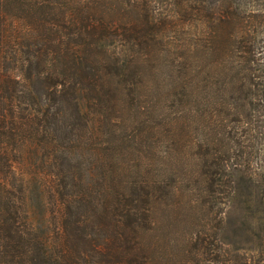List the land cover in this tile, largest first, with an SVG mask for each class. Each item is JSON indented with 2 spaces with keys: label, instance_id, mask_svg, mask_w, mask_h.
<instances>
[{
  "label": "trees",
  "instance_id": "16d2710c",
  "mask_svg": "<svg viewBox=\"0 0 264 264\" xmlns=\"http://www.w3.org/2000/svg\"><path fill=\"white\" fill-rule=\"evenodd\" d=\"M245 3L0 0V264H250L219 242L237 166L208 114L228 84L264 98L249 61L210 57L246 41ZM90 140L95 191L54 163ZM45 151L55 171L32 190L27 158ZM173 223L185 230L168 239Z\"/></svg>",
  "mask_w": 264,
  "mask_h": 264
},
{
  "label": "rangeland",
  "instance_id": "374dc122",
  "mask_svg": "<svg viewBox=\"0 0 264 264\" xmlns=\"http://www.w3.org/2000/svg\"><path fill=\"white\" fill-rule=\"evenodd\" d=\"M243 10L244 14H255L251 22L252 25L246 32L248 34L246 41L241 38L243 33L239 32L234 37L236 42L234 45H228L227 50L222 49L220 54L219 51L213 52L211 50L210 57L213 61H217L214 65L215 69L219 67L220 62H227L233 67H237L240 63L249 61L250 68L252 67L254 70L256 68L257 85L260 92L264 94V0H246V3L243 4ZM200 19L197 21V30L201 33L203 23ZM241 41L243 42L240 43ZM214 47L215 50L219 48L215 45ZM228 85L221 93L224 98L229 100L224 101L225 104L221 106L213 102V108L208 111V114L211 113V124H213L214 131L217 132L216 136L225 135L229 142L231 139L234 140L235 145L232 149L231 143H229L230 150L228 153L230 155L229 161L234 163L233 166H237V170L231 177L233 178L231 182L233 189L221 214L219 242L226 250L227 257L239 255L246 259L247 263L264 264V98L254 90L248 93L242 90L232 95ZM34 89L39 91L40 86L37 84ZM220 95L219 93V97ZM213 96L217 97L218 94L213 93ZM239 96L249 98L245 100L247 116L243 115L242 119L235 116L233 114L235 110L229 106L235 98L238 101ZM71 122L65 121V123L70 124ZM62 136L67 138L69 134L65 133ZM214 144L217 145L216 140ZM66 148L65 152H68L66 153L68 156L63 155L59 157L58 163H54L59 168L63 167L65 170L74 171L76 176L80 177L90 190L98 189V179L104 175L105 169L101 164L96 141L90 140L89 144L82 150L77 149L76 143L68 144ZM194 158L195 155L192 153H186L187 163H192ZM27 161L25 172L27 178L30 179L31 189L34 190L35 179L39 181L40 178H44V175L54 173L55 168L52 166V157L46 151L35 160L30 155ZM84 188V186L81 187V189ZM90 195H93L92 192ZM43 197L46 200L45 194ZM221 199L220 197L217 200L220 202ZM86 204L87 201L79 210H89ZM211 214L214 215V211ZM50 215L49 210L44 212L46 218H50ZM181 230H185L182 223H173L169 226L166 237L168 239L178 237L179 234L177 233Z\"/></svg>",
  "mask_w": 264,
  "mask_h": 264
}]
</instances>
